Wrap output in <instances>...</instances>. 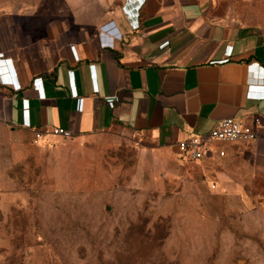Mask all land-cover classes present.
<instances>
[{
	"label": "crops",
	"instance_id": "1",
	"mask_svg": "<svg viewBox=\"0 0 264 264\" xmlns=\"http://www.w3.org/2000/svg\"><path fill=\"white\" fill-rule=\"evenodd\" d=\"M110 7L103 20L75 19L108 23L114 32L105 31V40L96 26L72 32L65 18L34 28L31 17L0 14V135L121 128L181 157L177 143L219 119L264 125V0H117ZM188 161L232 199L244 200L238 184L262 190L244 230L264 229V132L215 143Z\"/></svg>",
	"mask_w": 264,
	"mask_h": 264
},
{
	"label": "rangeland",
	"instance_id": "2",
	"mask_svg": "<svg viewBox=\"0 0 264 264\" xmlns=\"http://www.w3.org/2000/svg\"><path fill=\"white\" fill-rule=\"evenodd\" d=\"M114 2L0 0V14L104 39L108 23L75 19L103 20ZM208 174L139 131L0 135V264H264V229L244 230L263 191L238 184L232 199Z\"/></svg>",
	"mask_w": 264,
	"mask_h": 264
},
{
	"label": "built area",
	"instance_id": "3",
	"mask_svg": "<svg viewBox=\"0 0 264 264\" xmlns=\"http://www.w3.org/2000/svg\"><path fill=\"white\" fill-rule=\"evenodd\" d=\"M131 23L132 28L137 27L136 23ZM70 49L73 52V46H70ZM0 72L2 71L0 70ZM2 79L10 81V79L5 78L3 74ZM78 108L80 109V106ZM27 111L28 105L25 103L23 106V113ZM253 121L257 129L254 128L253 125L241 121L236 116L219 119L207 132H193L185 140L178 142V152L181 157L187 160L197 161L200 160L208 148L215 143L253 140L260 133L264 132V125L260 123L259 118H255ZM34 134L38 138L45 135L61 137L71 136L69 131L60 127H53L51 129L42 127L41 129H35ZM219 154L222 155L223 152L220 151Z\"/></svg>",
	"mask_w": 264,
	"mask_h": 264
},
{
	"label": "trees",
	"instance_id": "4",
	"mask_svg": "<svg viewBox=\"0 0 264 264\" xmlns=\"http://www.w3.org/2000/svg\"><path fill=\"white\" fill-rule=\"evenodd\" d=\"M167 264H177V263H167Z\"/></svg>",
	"mask_w": 264,
	"mask_h": 264
}]
</instances>
